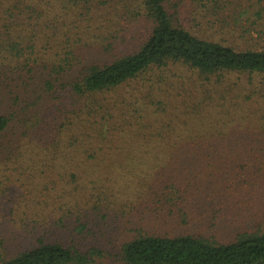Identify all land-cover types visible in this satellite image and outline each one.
<instances>
[{
	"label": "trees",
	"instance_id": "1",
	"mask_svg": "<svg viewBox=\"0 0 264 264\" xmlns=\"http://www.w3.org/2000/svg\"><path fill=\"white\" fill-rule=\"evenodd\" d=\"M42 1L36 8L27 0H0V41H6L0 49V186L5 175L15 177L11 166L24 168L19 173L28 181L35 179L28 170H55L65 184L55 197L63 202L51 206L39 193L0 211V264H92L101 258L118 264H264L263 220L262 227L237 232L228 242L138 229L109 252L99 248L98 225L89 218L101 213V188L87 193L94 202L82 213L71 208L88 184L94 190L101 180L111 187L114 177L126 179L117 170L124 173L138 158L143 164L161 158L163 168L174 161L184 174L199 169L204 158H229L226 176L243 182L249 175L244 170H259L264 83L253 79L264 80V46L255 48L253 41H264V0H207L194 12L188 6L197 0ZM105 11L123 19L130 40L139 38L108 60H89L90 46L99 56L117 49L113 38L98 37ZM75 21L85 30L71 35ZM186 23L232 29L243 44L202 36ZM24 24L32 32L18 43L26 35L15 31ZM177 79L184 91L193 81L206 85L201 98L177 99ZM50 98L58 102L47 105ZM253 98L257 107L251 110L246 101ZM206 105L213 106V116L201 111ZM249 121L253 132L233 135L232 126Z\"/></svg>",
	"mask_w": 264,
	"mask_h": 264
},
{
	"label": "rangeland",
	"instance_id": "2",
	"mask_svg": "<svg viewBox=\"0 0 264 264\" xmlns=\"http://www.w3.org/2000/svg\"><path fill=\"white\" fill-rule=\"evenodd\" d=\"M24 1L26 2V0ZM27 1L28 3L31 1V4L34 3L36 8L44 4L42 0ZM191 3L194 6L188 7L192 8V12H194L203 9L204 6L202 5L206 4L207 0H197L196 4L191 1ZM187 11L189 14L190 9L187 8ZM118 18L119 16L114 15L112 12H106L104 18L106 23L102 22L99 25L101 29L98 34V37H100L101 33H103L105 39L112 40L113 38L115 40L113 46H116V51L107 50L102 56H99L97 55L98 53L95 54L93 52L90 46L88 51L86 49L89 60H108L112 52L122 53L134 46V40H138L139 35L130 40L125 27L126 24L123 19ZM70 24L72 25L70 30L71 35H75L72 33L75 29L80 31L85 30L84 24L79 23V21ZM144 26L145 24H141L139 28L142 29ZM28 28L31 30L30 24ZM186 28L197 34H202V36H212L223 43L229 42L233 43V45L243 44L240 36L238 37L235 32H231L232 29L225 30L215 23L213 26H209L207 23L201 26L186 23ZM30 30L24 24L22 28L19 27V30L15 31V34L21 32V36L26 35L19 40L17 39L18 43H24L29 38V33L32 32ZM38 30L43 32L44 28ZM59 36L57 37L59 38ZM5 42L4 40L0 41V49L5 46ZM253 43L254 47L258 49L264 46V41L260 39H255ZM84 52V49H82L78 54L82 55ZM183 72L186 73L185 71ZM259 81L264 83L262 77H255L253 79V82L257 85H259ZM193 82L184 91V84H182L180 79H177L176 86L179 88L177 90L179 95L176 98L181 99L184 98L183 95H188L193 99L189 103L193 101L197 102L201 98L206 85H202L203 83L198 81ZM255 84L254 86H256ZM173 99V96H171L169 99L170 104L173 103ZM57 102L56 99L50 98L47 105L52 106ZM215 106L216 108L206 105L201 111L205 116H213L214 113L211 109L212 107L213 109H217V104ZM246 106L251 110L253 108L256 109L255 99L246 101ZM262 109L264 110V107ZM34 118L38 119V116L35 114ZM163 119L167 120L166 117ZM29 126H31L30 123ZM231 129L234 131L233 135L236 132V136L239 135L240 137L239 131L253 132L254 127H252L249 121L244 122L242 125L235 124ZM262 140L263 142L260 139L258 141L264 143V137ZM227 160L229 158L224 159L219 158V156H213L210 159L204 158L200 163L199 169L195 170L193 168L184 174L183 169H175L174 161L168 162L166 160L165 162L170 164L163 168V160L161 158H157L155 161H145L144 164L143 160L138 158L130 161L127 165L124 171V173H127L125 176L121 167L117 170L121 173L119 175H122L126 179L115 180L116 178L114 177L110 182L111 187L104 185V182L101 180V184L98 182L99 185H96L94 190H89L91 186L88 184L86 191H81L79 196L77 194V200L82 197L81 201H77L79 203H77L76 207L72 205L71 208L72 210L75 209V212L82 213L86 209L87 203L92 205L94 202L92 198L91 201H87V198H89V194L87 195V193L93 191L96 193L98 191L97 187L101 188L102 191L100 192H103L100 195V198L103 200L101 213L99 216L89 214V218L95 221L93 225H98L97 229L96 227L93 229L98 234L99 248L109 252H113V248H116L119 242L132 236L138 229L156 235L193 234L213 241L228 242L234 238L237 232L263 226L261 222L262 220L264 221V163L256 172L244 170L243 172L249 175L246 176L243 182L238 178L239 176H235L236 178L226 176ZM14 167L11 166V169L15 177H11L9 174L5 175L0 186V211L6 214L12 200L25 198V200L29 201V199L36 198L39 193H43L44 195L38 199L41 202L48 201V204L51 206L56 207L60 202H63L57 200L55 197L58 193L62 194V188H65L64 182L60 181L55 170L45 171L44 173L28 170L27 173L32 176L34 175L35 178L28 181L25 180L26 173H19L24 168L20 166L17 170H14ZM131 174H136L137 176L129 178L128 176ZM95 179L92 177L90 181L93 180L95 182L93 184H97ZM179 184H181L182 192L176 193V188ZM83 195L86 198H83ZM63 199L66 201V197ZM84 199L86 202L82 201ZM66 203L72 202L69 200ZM61 213L62 210L57 212L54 217L61 215ZM102 214L105 216L104 219L102 218ZM103 224L109 229L111 227L110 233L108 230L105 231ZM114 261L113 259L101 258L96 259L92 264H118Z\"/></svg>",
	"mask_w": 264,
	"mask_h": 264
}]
</instances>
